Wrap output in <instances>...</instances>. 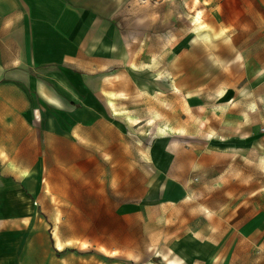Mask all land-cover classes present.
Masks as SVG:
<instances>
[{
    "label": "rangeland",
    "instance_id": "obj_1",
    "mask_svg": "<svg viewBox=\"0 0 264 264\" xmlns=\"http://www.w3.org/2000/svg\"><path fill=\"white\" fill-rule=\"evenodd\" d=\"M52 2L59 6L54 18L84 26L88 50L96 39L119 57L105 72H87L90 96L101 97L92 111L107 112L106 119L92 120L101 126L91 132L117 130L119 138L109 150H94L97 144L84 133L89 120L75 122L67 111L48 120L50 109L42 108L37 126L47 145V169L18 173L15 180L32 177L29 194L51 224L61 222L72 242L83 234L87 244L107 240L113 244L108 249L122 250L129 245L120 252L127 264V257L144 251L160 262L155 255L171 249L188 264L190 250H202L205 240L221 242L220 234L236 222L264 210V131L254 116H245L241 102L233 106L210 96L223 72L208 62L203 39L219 33L212 19L227 20L233 0ZM199 8L204 28L193 22ZM216 51L225 57L222 47ZM165 79H175L180 91L159 102L167 91ZM200 82L207 86L199 88ZM170 100L169 109L177 105L181 111L172 121L161 119L158 110ZM129 115L141 118L140 124ZM150 118L159 119L163 131ZM74 123L77 151L69 137Z\"/></svg>",
    "mask_w": 264,
    "mask_h": 264
},
{
    "label": "crops",
    "instance_id": "obj_2",
    "mask_svg": "<svg viewBox=\"0 0 264 264\" xmlns=\"http://www.w3.org/2000/svg\"><path fill=\"white\" fill-rule=\"evenodd\" d=\"M233 1L235 9L227 20L212 19L219 33L211 31L212 39H203L210 53L208 62L223 72L210 96L227 98L233 106L241 102L245 116H254L264 131V0ZM56 7L52 0H0V264H127L120 252H127L129 245L108 249L113 245L109 241L93 239L89 245L82 241L83 234L75 237L80 241L72 242L61 222L51 224L49 213L38 210L29 194L32 177L25 174L21 181L15 180L18 173L47 169V145L37 126L44 106L50 109L48 120H56L54 116L64 111L75 122L81 117L89 120L84 133L97 144L94 150H109L119 138L117 130L91 132L101 126L92 120L106 119L107 112L92 111L101 97L90 96L87 74L113 68L119 57L96 39L88 50L84 26L74 19L71 23L66 17L54 18ZM219 47L224 58L217 55ZM208 76L211 83L213 77ZM77 129L74 123L69 133L76 151L73 132ZM243 221L220 234L221 242L205 240L202 250H190L188 264H264V210ZM153 256L144 251L125 260L182 264L176 249L157 253L160 262Z\"/></svg>",
    "mask_w": 264,
    "mask_h": 264
},
{
    "label": "bare ground",
    "instance_id": "obj_3",
    "mask_svg": "<svg viewBox=\"0 0 264 264\" xmlns=\"http://www.w3.org/2000/svg\"><path fill=\"white\" fill-rule=\"evenodd\" d=\"M203 14H204V9L203 8H199L198 10L195 11L194 15H193V22L199 27V25L201 26V28H204V23L202 22V19H203ZM129 44V43H128ZM153 80H155V84L156 86H159L157 85L158 81H161L157 78H153ZM165 85L167 86L166 89V93L161 96L162 98H159L158 96V100L159 102H161L162 100L164 99H170L171 95H177L178 92L180 91V88L179 86L176 84L175 82V79L172 80L171 83H169L168 79H165ZM164 91V90H163ZM149 100L145 101V104L149 107V104H148ZM172 102V100H170L169 102H167V105H163L161 106L162 108L158 109L159 110V114H160V118L162 119H165V120H169V121H172L174 120L176 117L179 116V111L180 109L178 108L177 105L174 106V108H171V110L169 109V106H170V103ZM151 103V102H150ZM159 108V107H158ZM148 109H152V108H148ZM148 112L150 113L151 115V111L148 110ZM147 112V113H148ZM130 116V115H129ZM131 117V121L134 123V124H140L141 122V118H137V117H133L132 115L130 116ZM151 117V116H150ZM159 122V119H154V118H150L149 119V124L151 126H154V127H157V128H160L161 131H163V128L160 126V123ZM57 244L59 247H62L63 244L62 242H60L59 238H57L56 240Z\"/></svg>",
    "mask_w": 264,
    "mask_h": 264
}]
</instances>
